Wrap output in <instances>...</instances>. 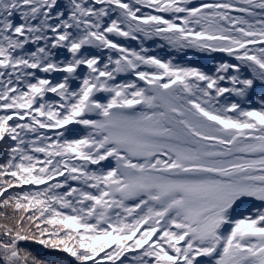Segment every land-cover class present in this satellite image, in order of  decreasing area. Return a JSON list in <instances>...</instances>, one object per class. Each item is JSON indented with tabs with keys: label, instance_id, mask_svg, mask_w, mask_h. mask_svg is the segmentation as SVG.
<instances>
[{
	"label": "snow or ice",
	"instance_id": "6c2138e0",
	"mask_svg": "<svg viewBox=\"0 0 264 264\" xmlns=\"http://www.w3.org/2000/svg\"><path fill=\"white\" fill-rule=\"evenodd\" d=\"M0 264H264V0H0Z\"/></svg>",
	"mask_w": 264,
	"mask_h": 264
},
{
	"label": "trees",
	"instance_id": "16d2710c",
	"mask_svg": "<svg viewBox=\"0 0 264 264\" xmlns=\"http://www.w3.org/2000/svg\"><path fill=\"white\" fill-rule=\"evenodd\" d=\"M28 247H30L31 250H32L34 253H37V254H41V252L43 251L39 245L30 244V245H28Z\"/></svg>",
	"mask_w": 264,
	"mask_h": 264
}]
</instances>
